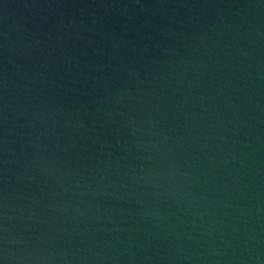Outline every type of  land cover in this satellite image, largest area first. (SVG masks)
<instances>
[{
  "label": "water",
  "instance_id": "95a60500",
  "mask_svg": "<svg viewBox=\"0 0 264 264\" xmlns=\"http://www.w3.org/2000/svg\"><path fill=\"white\" fill-rule=\"evenodd\" d=\"M0 264H264V0L2 6Z\"/></svg>",
  "mask_w": 264,
  "mask_h": 264
}]
</instances>
